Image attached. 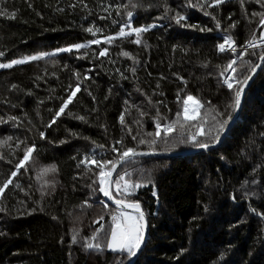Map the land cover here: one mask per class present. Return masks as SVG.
I'll return each instance as SVG.
<instances>
[{
  "label": "trees",
  "instance_id": "trees-1",
  "mask_svg": "<svg viewBox=\"0 0 264 264\" xmlns=\"http://www.w3.org/2000/svg\"><path fill=\"white\" fill-rule=\"evenodd\" d=\"M198 3L203 0H191ZM0 10L15 13L0 16V63L116 33L129 11L133 27L155 25L140 34L139 44L131 35L0 69V120L5 121L0 181L16 170L26 147L35 148V163L19 170L0 200L5 209L0 264H124L129 256L108 250L106 231L98 236L101 250H85L84 238L99 227L94 221L103 216L107 228L116 207L98 191V182L93 185L98 168L89 165L92 171L86 172L84 165L77 167L79 161L118 159L114 147L189 150L197 147L190 134L201 128L205 135L196 140L215 143L219 122L234 101L225 77L243 80L264 53V45L245 47L253 32L258 38L264 31L260 17L252 15L264 7L255 0H245L243 9L240 0H226L203 10L189 0H0ZM177 12L187 17L186 26L172 19ZM88 28L100 31L93 35ZM228 35L236 52L218 50ZM101 49L107 55L100 56ZM233 59L237 72L222 76ZM77 85L73 102L47 127ZM189 95L201 103L195 120L184 123L181 115L183 129L178 124L168 136L148 135L157 121L176 120ZM122 113L126 126L120 123ZM49 165L57 171L42 174ZM126 173V179L144 186L117 198L139 203L148 220L146 244L133 264H264V63L219 147L180 157L132 158L114 179Z\"/></svg>",
  "mask_w": 264,
  "mask_h": 264
},
{
  "label": "snow or ice",
  "instance_id": "snow-or-ice-1",
  "mask_svg": "<svg viewBox=\"0 0 264 264\" xmlns=\"http://www.w3.org/2000/svg\"><path fill=\"white\" fill-rule=\"evenodd\" d=\"M226 0H203V3H198L197 5H191V0H189L190 6H199L202 10L207 7H219L220 5L224 4ZM256 3H259L261 7H264V0H255ZM241 8H244L245 0H240ZM74 7V5H73ZM170 9L165 6V16L168 15V12ZM119 14V13H118ZM205 15H210L209 12L205 11ZM253 16H259V26H264V12H253ZM0 16H8L9 18H14L15 13H12L9 15L6 11L0 10ZM134 16V13L132 11L127 12V23L120 26L119 32L115 36H108L105 37L104 40L107 43H111L113 40L117 38H127L128 36H131L133 34L136 35L135 43L139 44L140 39L139 36L141 33L146 32L150 30V28L154 27L155 25H148V26H141V27H133L132 25V18ZM163 18V17H161ZM101 19H104V17H101ZM172 19L175 20V23L180 25L181 27L186 26L185 22L187 20V17L184 15H181L179 12L176 13L175 16L172 17ZM215 19V17H213ZM115 23V21H114ZM191 27H196L195 25H192ZM216 27L219 29L221 27V24L219 21L216 23ZM231 27H235V24L231 25ZM201 31H204L205 29H200ZM210 31L211 29H207ZM86 31L92 33L93 35L96 34V32H99L100 29H95V31L92 28L86 29ZM101 41L94 39L92 41H89L88 44H75L71 45L66 48L58 49L57 52H72L73 49L80 50L82 48H87L89 44H100ZM264 45V31L259 33V37L257 38V34L253 32L252 38L249 41H246L245 47L250 49H255L258 47H261ZM218 50L220 52L225 51H232L236 52V46L235 41L232 36L228 35L224 37V42L218 45ZM124 56H129L128 52H122L121 53ZM4 53L0 52V56H3ZM56 53H40L37 55L32 56H25L22 59H16L11 61L8 64H2L0 63V68H11L13 65L17 64H24L29 61L33 60H41L48 56H54ZM100 56L107 55V49H101L99 52ZM261 60H264V53L261 54ZM236 60L233 59L229 61V63L224 66V68L221 71V75L223 76L225 72H228L229 70L234 74L237 72V69L235 67ZM261 67V65H255L251 68V71L254 73L257 68ZM252 79L251 76H245L243 80L238 79L235 75H229L226 76L224 79V84L227 85L228 89L234 92V101L230 105L232 111L228 113L227 119H224L219 122V126L217 129L216 136L214 137L215 142H219L221 134L227 131V127L229 123L232 121L234 114L238 112L241 102H242V96L245 90V86L248 85L249 81ZM235 85V86H234ZM15 87V86H13ZM71 89V86H69ZM79 85H77L75 90H71L70 94L68 95L67 99H65L59 109L55 113V116L53 119L49 122L47 127H51L53 124L57 122V119L65 113V110L68 108V106L73 102L74 97L76 96V93L79 91ZM127 103V102H126ZM189 103H191L192 107L191 110L189 109ZM201 108L200 101L197 100L195 97L189 95L184 100V108L182 113H177V119L174 121H171L170 123L161 125L159 121L156 122V131L155 133H149L148 135H152L155 137H160L161 132H163L164 136H168L171 132H173L176 129V126L180 124L181 129H183L184 124L181 123L180 117L183 116L184 123H187L189 121L195 120L197 118V115L199 113V109ZM127 111V110H126ZM191 112V114H190ZM70 114V113H69ZM143 115V114H142ZM218 115H220L218 113ZM77 119L84 120V117H76ZM10 119H16L15 117H11ZM5 121L0 120V123H3ZM120 123L122 125H125V114L122 113L120 116ZM137 123H139L137 121ZM126 126V125H125ZM199 127V126H197ZM131 130L129 129V133ZM73 135H75L73 133ZM205 135V132L202 130H199L195 134H190L189 140L196 142V146L202 149H208L210 147L209 143H202L196 140L197 136ZM40 137L43 139L45 138V133L40 132ZM10 140L11 137H8ZM133 139H136V137H133ZM64 141H62L63 143ZM156 141L153 140L151 143H155ZM2 143V142H0ZM117 144H122L121 141H116ZM139 143L143 144L145 141L141 139ZM99 147H103L102 145ZM113 152H118V159L113 160H106V159H98L93 157L86 156L83 160H80L77 167L80 165L85 166L86 172H91L92 168L89 167V165H93L96 168H98V172H95L96 180H93V185H96L98 182V191L103 194L104 197H106L108 200H111L113 204L116 205L117 212L114 213L111 217V224L106 228L101 221H103L104 217L101 216L97 221H94V223L99 224V227L96 228V230L93 232L91 237H85L84 238V247L85 250H101L102 245L98 242V236L101 231H106L108 234L107 239V248L112 251H119V252H126L129 257H132L136 255V252L140 249L142 242L144 241V229H145V217L144 213L140 209V204L134 201H130L128 199H120L117 198V196L121 195V193L124 196H131L135 189H138L140 187H143L144 185L141 183H134L129 179H126L127 173L125 175H117L115 179H113V172L117 168L118 163H124L131 158H134L135 156L139 155L133 148H126L122 151L118 150L117 148L112 149ZM35 152V148L33 147H26L24 149V155L23 158L19 161L18 164H16V170L11 172V175L3 180L0 181V200L3 199L5 191L9 188L10 185L14 183L13 178L18 175V172L21 168L26 167V163H35V160L33 159V154ZM0 159H4L2 155H0ZM11 163V161H9ZM57 171V168L55 165H49L46 167H43L41 169V173L44 175H47L48 173H55ZM39 179V177H38ZM49 181H44L45 185H48ZM115 185L116 188V194L114 195L112 192V186ZM16 188H19L20 186L17 184L15 185ZM52 187H54V183L52 184ZM91 187V185H90ZM23 191V189H21ZM25 195H28L27 192H25ZM41 195L43 196L44 193L42 192ZM153 195H156L155 190H153ZM23 203V202H21ZM101 203L104 205L105 208L108 207L106 203L101 201ZM85 206H90L85 202ZM125 208H130L135 210L137 215L133 216L129 213L123 212L122 210ZM5 211L3 207H0V212ZM31 214V213H29ZM55 219V217H53ZM78 236L79 232L74 230L73 236H72V242L77 243L78 242Z\"/></svg>",
  "mask_w": 264,
  "mask_h": 264
},
{
  "label": "water",
  "instance_id": "water-1",
  "mask_svg": "<svg viewBox=\"0 0 264 264\" xmlns=\"http://www.w3.org/2000/svg\"><path fill=\"white\" fill-rule=\"evenodd\" d=\"M261 57V56H260ZM264 63V60H261V58H259L258 60V63L257 65H263ZM261 67L257 68L256 71L253 73L251 72L249 76L252 77V79L249 81L248 85L245 86V90H244V93H243V96L244 94L246 93V90L249 88V86L251 85V83L253 82L255 76L257 75V73L259 72ZM242 96V98H243ZM242 103V102H241ZM240 111H241V105H240V108L238 110V112H236L234 114V117L232 119V121L229 123L228 127H227V131L224 132L223 134H221L220 136V140L219 142H215V143H212L210 144V147L208 149H202V148H199V147H195V148H192V149H189V150H183V151H177V152H152V151H137V153H139V155L135 156L134 158H171V157H180V156H186V155H191V154H195L197 152H202V151H208L210 149H214L216 147H219L222 143V141L224 140L225 136L227 135L228 131L230 130V128L233 126V124L236 122V120L238 119L239 115H240ZM132 159V158H131ZM123 163H118L117 164V168L116 170L113 172V179L118 171V169L121 167ZM112 190V189H111ZM105 200L107 203H109L110 205L116 207L115 204L112 203L111 200H108L106 197H105ZM141 209V208H140ZM123 210H126V211H131V212H135V210L133 209H130V208H125ZM142 211V209H141ZM143 212V211H142ZM144 213V212H143ZM137 214V213H136ZM144 217H145V229H144V234H145V237H144V241L142 242L141 244V247L140 249L136 252V255L132 256V257H128L127 261L124 263V264H133V262L135 261V259L137 258V256L141 253V251L143 250L145 244H146V240H147V235H148V220H147V216L146 214L144 213Z\"/></svg>",
  "mask_w": 264,
  "mask_h": 264
},
{
  "label": "rangeland",
  "instance_id": "rangeland-1",
  "mask_svg": "<svg viewBox=\"0 0 264 264\" xmlns=\"http://www.w3.org/2000/svg\"><path fill=\"white\" fill-rule=\"evenodd\" d=\"M119 32V31H118ZM118 32H116V33H113V34H110V35H107V36H103V37H100L99 39H97V40H100V41H105L104 40V38L105 37H108V36H115ZM133 35H135V34H133ZM92 41V40H91ZM88 42L89 41H86V42H82V43H78V44H88ZM75 45V44H74ZM71 46V45H70ZM67 47H69V46H67ZM62 48H66V47H62ZM62 48H56V49H52V50H49V51H45V52H41V53H59V52H57V50L58 49H62ZM38 54H40V53H38ZM35 55H37V54H35ZM28 56H32V55H28ZM25 57V56H24ZM23 57H19V58H15V59H12V60H10V61H7V62H2V64H8V63H10L11 61H13V60H16V59H22ZM30 62V61H29ZM18 65V64H17ZM14 66V65H13ZM0 69H5V68H0ZM201 104V103H200ZM191 107H192V105H191V103H189V109L191 110ZM183 108H184V104H183V107H182V112H183ZM190 114H191V112H190ZM199 114V113H198ZM198 116V115H197ZM123 212H126V213H129V214H131V215H133V216H135V215H137L136 213H134V212H131V211H126V210H122ZM117 212V209L114 211V213H116ZM113 213V214H114ZM108 250H110V249H108ZM112 251V250H111Z\"/></svg>",
  "mask_w": 264,
  "mask_h": 264
},
{
  "label": "built area",
  "instance_id": "built-area-1",
  "mask_svg": "<svg viewBox=\"0 0 264 264\" xmlns=\"http://www.w3.org/2000/svg\"><path fill=\"white\" fill-rule=\"evenodd\" d=\"M225 52H228V51H225ZM236 60V59H235ZM230 74V72H228V75Z\"/></svg>",
  "mask_w": 264,
  "mask_h": 264
},
{
  "label": "bare ground",
  "instance_id": "bare-ground-1",
  "mask_svg": "<svg viewBox=\"0 0 264 264\" xmlns=\"http://www.w3.org/2000/svg\"><path fill=\"white\" fill-rule=\"evenodd\" d=\"M223 142V141H222ZM222 144V143H221ZM217 148V147H216ZM141 208V207H140ZM143 211V210H142Z\"/></svg>",
  "mask_w": 264,
  "mask_h": 264
}]
</instances>
